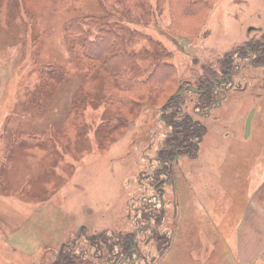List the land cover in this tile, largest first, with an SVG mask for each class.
Returning <instances> with one entry per match:
<instances>
[{"label": "rangeland", "instance_id": "rangeland-1", "mask_svg": "<svg viewBox=\"0 0 264 264\" xmlns=\"http://www.w3.org/2000/svg\"><path fill=\"white\" fill-rule=\"evenodd\" d=\"M171 1L113 0L122 24L147 35L136 40L132 34L122 46L126 54L132 52L125 61L132 67L127 74L142 84L134 82L131 91H99L96 103L86 91L85 128L66 148L57 143V152L39 160L22 156L21 144L16 148L10 143L20 131L54 133L60 126L76 89L83 93L85 72L83 60L77 65L71 59L66 23L79 17L86 37L93 40L95 26L84 19L101 17L104 10L97 0H77L64 9L57 0H17L12 24L0 22V264H54L57 253L66 252L76 236L72 257L77 264H108L92 257L94 249L86 242L100 233L132 229L141 200L148 205V199L141 197L138 170L155 157L156 143L171 134L168 124L173 115L178 122L186 121L182 130L188 128L190 116L198 121L202 137L198 145L197 139L191 140L197 155L178 156L181 172L171 174L172 186L164 191L166 215L159 231L166 234H158L159 239L146 247L140 242L134 254H123L121 263L168 264L163 253L167 251L172 255L170 264H186L180 258L189 253L185 235L216 232L209 224L210 229L203 225L197 231L199 221H221L219 233L228 234L241 215L248 193L262 180V172L253 176L250 172L264 169V91H227L211 108L214 119L198 114L205 112L204 106L193 112L196 94L183 91V86L200 87L197 76L214 65L217 55L257 35L260 25L264 28V0H216L211 9L202 5L193 12L188 7L176 11ZM153 40L168 56L151 76ZM51 65L54 74L66 77L54 91L43 92L37 73ZM206 74L201 78H208ZM152 78L159 81L156 89ZM170 93L181 97L162 114L161 103ZM110 99L117 102L111 104ZM251 107L252 131L245 137L244 121ZM112 116L119 126H112L98 142L96 134ZM23 187L28 188L21 192ZM157 237L152 233V239ZM192 254L186 258L192 260L194 249Z\"/></svg>", "mask_w": 264, "mask_h": 264}, {"label": "flooded vegetation", "instance_id": "flooded-vegetation-1", "mask_svg": "<svg viewBox=\"0 0 264 264\" xmlns=\"http://www.w3.org/2000/svg\"><path fill=\"white\" fill-rule=\"evenodd\" d=\"M204 72L201 76L209 73V76L206 74L208 78L202 79L200 75L197 76L199 78L197 79V85H202V88L196 85V89L190 88L188 83L183 86V91L190 90L196 94L193 103L196 106L193 111L194 113H197L199 107L204 106L205 112H198L202 116L217 119V117L209 115L211 108L220 104L227 91H264L263 26L260 25L257 35L245 38L243 43L233 48V51L223 53L221 56L217 55L214 65L205 69ZM180 97L179 95H175L170 103H164L160 108V113L166 114L167 108L165 107ZM250 109L247 111L246 116ZM254 113L255 111L253 115ZM172 117L174 118V115ZM173 118L171 123L168 124L172 128L171 134L165 135L159 144L156 143L155 157L150 158L146 168L138 170L141 177L139 180L142 188L140 191L141 197L148 199V205L145 206V202L141 200L143 204H140L137 208L138 211L131 221L133 225L132 229L135 230L131 229V232L125 231L124 233L120 231L118 234L115 232L108 234L100 233L93 240H87L86 244L94 249L92 257L104 259V262L108 264H122L121 259L123 254H134V251H138L140 242L142 246L146 247L149 243L154 244L159 239L158 234L162 236L166 234V232L159 231V227H162L161 225H163L166 215V211L163 209L165 202L164 191H166L167 185L172 186L173 176L171 174H176L178 171L181 172L177 167L180 158L178 156H190L194 153L193 151L196 146L192 145L193 142L191 140L192 138L197 139L196 144L198 145L202 137V133L197 129L198 121H194L191 116L188 128L185 127L186 132L182 130L185 126L184 121L178 122ZM164 122H167V120ZM251 131L252 124L249 133ZM194 154L197 155V152ZM153 162L156 164L154 165ZM139 218L143 219V221H140ZM152 233H157L158 237L152 239ZM80 234L81 230L78 231V235ZM76 242L77 236L67 243L66 252L61 253L60 250L57 253L54 264H77L78 259L72 257V255H75L72 247L75 246ZM85 246L83 244V248ZM147 254L148 256L151 255V251L148 250ZM134 262L135 260L131 264H134ZM84 264L91 263L88 261Z\"/></svg>", "mask_w": 264, "mask_h": 264}, {"label": "trees", "instance_id": "trees-1", "mask_svg": "<svg viewBox=\"0 0 264 264\" xmlns=\"http://www.w3.org/2000/svg\"><path fill=\"white\" fill-rule=\"evenodd\" d=\"M77 0H57V5L60 9H64L76 2ZM99 5L103 8L104 14L101 17L88 16L84 19L95 26V37L89 39L86 36L88 32L82 27L81 19L74 18L67 21L65 26V39L69 43L71 51V59L74 64H79V61L83 60L81 64L85 65V72L82 76L81 86L83 87V93L80 89H76L70 100L69 112L64 116V120L60 126L55 128L54 133L46 132L43 130L27 129L14 134L12 144H21L19 152L22 156L30 154L34 156L35 160H39L43 155L57 152L56 145L60 143L66 148L67 143L70 140L76 139L78 133L82 131L81 128H85V98L88 97L86 91H90L91 96L89 99L93 102L98 99L99 91H131L134 82L142 84L139 79H134L127 73L131 72V65L125 62L128 59V55L131 56L132 52L126 54L122 46L126 42H130V36L133 34L136 40L140 38V35L147 36L137 29H131L129 31L128 26L122 24L120 16L113 8V0H97ZM216 0H172L171 7L176 11L178 9L185 11L188 7V11L192 12L201 7L211 9ZM17 0H0V22L12 24L13 18L11 13L15 8ZM178 21H180L178 19ZM181 22V21H180ZM170 30H172L173 23H170ZM180 27V25L177 23ZM125 30L127 33H122ZM196 32V31H194ZM129 34V35H128ZM152 41V40H151ZM158 41L152 43L154 51H150L151 59L155 60L151 76L155 75L157 67L161 65V62L168 56V54H161L160 48L156 46ZM160 46V44H158ZM156 47V49H155ZM171 59H166L167 64ZM41 66V65H39ZM55 66H44L42 70L40 68L38 75L37 86L41 91L52 92L59 85L66 75L64 73H53ZM113 81V82H112ZM114 83L111 88L110 84ZM154 88H158L159 81L151 79ZM202 87V85H200ZM129 93V92H128ZM173 94L170 93L161 103H167L172 100ZM131 97H129V100ZM106 98L104 99V101ZM111 104H115L117 101L110 99ZM97 102V101H96ZM95 102V103H96ZM129 102V101H128ZM101 103V101H100ZM159 105V104H157ZM170 105V104H169ZM112 106V105H111ZM113 107V106H112ZM168 107V106H167ZM165 107V108H167ZM186 121H184L185 123ZM189 122V121H188ZM103 121L100 123L102 124ZM102 126V132L99 131L96 138L99 142L101 136L105 137L106 132L112 128V126H119V122L115 116L108 119ZM116 126V127H117ZM17 142V143H16ZM9 160L12 158L9 157ZM11 162V161H10ZM26 185L29 182L25 183ZM28 187H23L21 192H24Z\"/></svg>", "mask_w": 264, "mask_h": 264}, {"label": "crops", "instance_id": "crops-1", "mask_svg": "<svg viewBox=\"0 0 264 264\" xmlns=\"http://www.w3.org/2000/svg\"><path fill=\"white\" fill-rule=\"evenodd\" d=\"M256 172H262L259 175L262 180L256 189L248 193L241 215L232 222L229 233H219L221 221H215L213 218L208 222L207 220L199 221L200 227L197 231L206 225L209 229L211 226L216 232L202 234L198 231L195 234L185 235L186 250H189V253L181 254L182 262L186 264H264V169L252 171L250 174L253 176ZM191 242H194L193 245ZM193 249L194 257L189 260L186 256L193 255ZM163 253H165V261L170 264L171 253L167 251Z\"/></svg>", "mask_w": 264, "mask_h": 264}, {"label": "water", "instance_id": "water-1", "mask_svg": "<svg viewBox=\"0 0 264 264\" xmlns=\"http://www.w3.org/2000/svg\"><path fill=\"white\" fill-rule=\"evenodd\" d=\"M253 112H254V109L251 108L244 121V136L245 137H247L250 132L251 119H252Z\"/></svg>", "mask_w": 264, "mask_h": 264}]
</instances>
